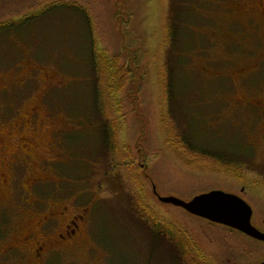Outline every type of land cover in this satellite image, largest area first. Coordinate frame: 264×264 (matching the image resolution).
Here are the masks:
<instances>
[{
	"label": "rangeland",
	"instance_id": "obj_1",
	"mask_svg": "<svg viewBox=\"0 0 264 264\" xmlns=\"http://www.w3.org/2000/svg\"><path fill=\"white\" fill-rule=\"evenodd\" d=\"M10 24L0 31V77L8 79L0 173L19 154L25 165L12 172L9 190L0 185V245H18L0 264L23 262L26 244L43 232L53 238L57 222L43 230L38 222L63 208L59 228L72 215L84 218L82 249L57 264L264 261V242L153 193L184 201L212 190L237 195L264 231L257 12L242 0H0V28ZM243 93L246 106L238 104ZM25 120L34 121L23 133L31 147L16 150L12 122ZM213 149L225 160L202 152Z\"/></svg>",
	"mask_w": 264,
	"mask_h": 264
},
{
	"label": "flooded vegetation",
	"instance_id": "obj_2",
	"mask_svg": "<svg viewBox=\"0 0 264 264\" xmlns=\"http://www.w3.org/2000/svg\"><path fill=\"white\" fill-rule=\"evenodd\" d=\"M242 6H245L247 8L249 7L250 10H252L253 12H257L260 18L262 19V21L264 22V0H242ZM22 22L24 23V21ZM13 26H14L13 24H10L9 26L8 25L1 26L2 28H0V31L2 30L10 31ZM218 26H221V25L219 24ZM13 32H14V35L16 36L15 31ZM32 72H33V69H30L28 72H24V74L22 75V79H21L22 81L20 84H24L25 82L30 80L32 78L31 77ZM220 75L226 76L224 73H220ZM244 81L245 80L244 78H242V75H239L236 78V84L238 86L243 85ZM7 82H8L7 76L4 78L0 77V90L4 89ZM239 102L240 103L238 104L244 103L245 106L247 105L245 103L250 104L249 96L246 93H243ZM33 124H34L33 120H25L23 123L17 122V121L12 122L13 126L18 127V132L20 134V136H18V138L14 142L15 143L14 147L16 150H29V148L31 147L30 139L27 136H24L23 133L25 132V128L27 126L33 127ZM24 156L27 157L28 154L26 153ZM5 165L7 167V170H5V173H2V172L0 173V185H3V188L5 189L8 188L9 190V187L12 186L11 183L14 180V176L12 172L15 171L16 168H22V166H24L25 164L23 162V158H21L19 154L15 156L14 160H12L9 163H6ZM31 179H32V176H31ZM31 181H32V185L37 184V182H39V180L34 177H33V180ZM66 211H67L66 208H63L60 211H55L53 209L48 210L46 215H44L41 218L40 222H38V225L40 226V229L43 230L45 227L48 226L49 223L57 222L56 233L54 234L53 238H50L48 234H45L43 232V235L45 236V238H42V240L35 241V242L32 240V243L26 244L28 249L26 248V246H23L27 249V254L29 257L27 256L28 257L27 259H25L23 262L22 261L19 262L18 264H54V263L57 264L59 261L57 257L67 254L70 251H71V254L73 252L76 255V253L79 252L78 250L82 249V245L77 243L76 240L82 235L81 225L83 223L84 218L81 215H78V216L72 215L64 223V226L59 228L58 227L59 218L62 217L61 219L63 220ZM252 216H253V210H252ZM251 223H252V218H251ZM228 229H231V228H228ZM32 237L33 236L28 235L25 239L26 240L32 239ZM17 250H18V245H15V244H8L5 246L0 245V257L8 256L9 254ZM21 253L24 256H26L23 251Z\"/></svg>",
	"mask_w": 264,
	"mask_h": 264
},
{
	"label": "water",
	"instance_id": "obj_3",
	"mask_svg": "<svg viewBox=\"0 0 264 264\" xmlns=\"http://www.w3.org/2000/svg\"><path fill=\"white\" fill-rule=\"evenodd\" d=\"M153 193L162 204L181 208L190 215L234 229L254 240L264 242V231L258 230L251 223V207L237 195L212 190L184 201L173 196H159L154 187ZM259 264H264V261Z\"/></svg>",
	"mask_w": 264,
	"mask_h": 264
},
{
	"label": "trees",
	"instance_id": "obj_4",
	"mask_svg": "<svg viewBox=\"0 0 264 264\" xmlns=\"http://www.w3.org/2000/svg\"><path fill=\"white\" fill-rule=\"evenodd\" d=\"M64 6V5H63ZM60 7V6H59ZM71 7V6H70ZM55 8V7H54ZM58 8V7H57ZM24 23H26V21H24ZM23 22L21 23V24H19L18 23V26H20V25H23L24 24ZM18 28V27H17ZM186 143V142H185ZM187 144V143H186ZM188 145V144H187ZM210 151H212V152H208V151H204V150H202V152H206V154L207 155H209V156H213V157H216L218 160H220V161H223V160H225L224 159V156L223 155H225L224 153H220V154H215L216 152H214V151H216L215 149H213V150H210ZM235 154V156H236V153H234ZM234 154H227V155H234Z\"/></svg>",
	"mask_w": 264,
	"mask_h": 264
}]
</instances>
